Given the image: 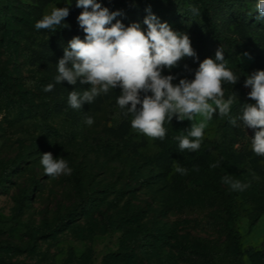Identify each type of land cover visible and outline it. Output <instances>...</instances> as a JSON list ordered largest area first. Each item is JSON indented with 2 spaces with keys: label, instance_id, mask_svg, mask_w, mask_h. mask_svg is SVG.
Masks as SVG:
<instances>
[{
  "label": "rangeland",
  "instance_id": "374dc122",
  "mask_svg": "<svg viewBox=\"0 0 264 264\" xmlns=\"http://www.w3.org/2000/svg\"><path fill=\"white\" fill-rule=\"evenodd\" d=\"M71 1L0 0V264H107L111 252L129 245L136 264H264V157L251 150L254 131L217 113L201 148L180 152L175 137L192 122L173 118L164 140H152L122 115L118 88L79 110L69 107V92L89 87L54 80L68 41L85 36L77 21L83 9ZM98 2L121 11L116 19L125 26L146 29L150 7L161 22L189 35L198 60L166 69L177 76L174 83L193 79L199 62L222 47L227 67L240 77L234 86L224 84L226 98H237L230 116L255 103L244 80L264 70L257 0ZM54 7H70L67 27L37 30L35 23ZM49 83L54 89L45 92ZM46 152L65 159L71 175H45ZM225 175L250 186L232 191Z\"/></svg>",
  "mask_w": 264,
  "mask_h": 264
},
{
  "label": "clouds",
  "instance_id": "9594fccd",
  "mask_svg": "<svg viewBox=\"0 0 264 264\" xmlns=\"http://www.w3.org/2000/svg\"><path fill=\"white\" fill-rule=\"evenodd\" d=\"M76 7L83 9L77 21L85 36L83 39L74 36L68 41L63 57L56 64L54 80L56 84L66 81L70 85L79 80L89 87L69 92V107L79 110L85 102L91 104L101 94L118 88L116 104L122 115L131 116V128L152 140H164L165 124H170L173 118L192 122L186 134L175 137L180 152H196L201 148L205 130L218 113L222 118L229 117L233 126H237L239 119L245 128L252 129L251 150L264 157V70L254 71L244 80V87L251 89L248 99L255 103L242 105L241 115L231 117L237 98L234 93L226 98L224 84L234 86L240 77L227 67L222 47L216 50L214 59L199 62L193 79L180 78L174 83L177 76L165 75L166 69L171 72L185 58L198 60L187 33L174 31L167 22H161L150 7L143 20L146 29L137 22L125 26L116 19L122 15L121 11H110L98 0H76ZM190 11L200 14L195 7ZM255 12H258L256 20L264 21V0H257ZM68 16V7H54L35 23V28L55 32L59 27H67L63 21ZM243 55L251 59L249 53ZM54 86L49 83L43 90L51 92ZM85 123L91 126L94 120L86 117ZM219 164L218 161L211 167ZM40 165L44 174L52 178L72 173L68 162L62 157L54 158L51 152L41 155ZM174 170L187 174V169L179 165H174ZM222 182L232 191L242 192L250 186L229 175L222 177Z\"/></svg>",
  "mask_w": 264,
  "mask_h": 264
},
{
  "label": "trees",
  "instance_id": "16d2710c",
  "mask_svg": "<svg viewBox=\"0 0 264 264\" xmlns=\"http://www.w3.org/2000/svg\"><path fill=\"white\" fill-rule=\"evenodd\" d=\"M71 5L73 6L72 1L70 0ZM70 10V7H69ZM225 206H227L225 204ZM110 256V263L107 264H118L119 262L124 261L125 264H136L135 259L136 255L134 253V249L131 245L126 247H120L114 252L109 254Z\"/></svg>",
  "mask_w": 264,
  "mask_h": 264
}]
</instances>
